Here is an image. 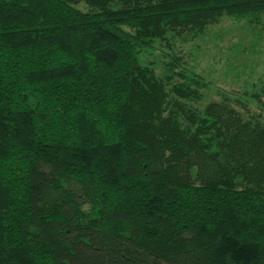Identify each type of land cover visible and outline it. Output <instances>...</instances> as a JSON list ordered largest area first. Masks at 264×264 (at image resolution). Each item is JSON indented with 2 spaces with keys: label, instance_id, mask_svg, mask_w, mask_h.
I'll return each mask as SVG.
<instances>
[{
  "label": "trees",
  "instance_id": "trees-1",
  "mask_svg": "<svg viewBox=\"0 0 264 264\" xmlns=\"http://www.w3.org/2000/svg\"><path fill=\"white\" fill-rule=\"evenodd\" d=\"M224 18L264 0H0V264H264V83L139 59Z\"/></svg>",
  "mask_w": 264,
  "mask_h": 264
},
{
  "label": "rangeland",
  "instance_id": "rangeland-1",
  "mask_svg": "<svg viewBox=\"0 0 264 264\" xmlns=\"http://www.w3.org/2000/svg\"><path fill=\"white\" fill-rule=\"evenodd\" d=\"M168 42L158 43V52H142L141 63L151 66L168 89L174 83L186 82L183 75H200L206 82L200 88L201 107L224 96L239 98L245 90L264 83V26L224 18L196 38H171ZM172 64L178 75L168 69Z\"/></svg>",
  "mask_w": 264,
  "mask_h": 264
}]
</instances>
